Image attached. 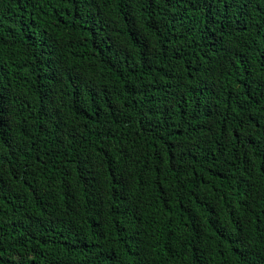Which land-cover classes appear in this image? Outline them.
Listing matches in <instances>:
<instances>
[{"label":"trees","instance_id":"1","mask_svg":"<svg viewBox=\"0 0 264 264\" xmlns=\"http://www.w3.org/2000/svg\"><path fill=\"white\" fill-rule=\"evenodd\" d=\"M0 264H264V0H0Z\"/></svg>","mask_w":264,"mask_h":264}]
</instances>
